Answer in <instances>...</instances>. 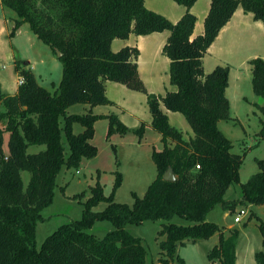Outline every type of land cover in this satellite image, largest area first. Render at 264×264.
Instances as JSON below:
<instances>
[{
    "label": "trees",
    "instance_id": "16d2710c",
    "mask_svg": "<svg viewBox=\"0 0 264 264\" xmlns=\"http://www.w3.org/2000/svg\"><path fill=\"white\" fill-rule=\"evenodd\" d=\"M174 1L185 7L176 22L147 8L145 0H0L16 14L9 35L14 36L27 23L55 55L56 50L61 52L58 59L62 65L61 80L50 91L38 83L28 61L15 58L14 70L21 82L13 95L0 92V120L6 123L0 127V264H148L141 239L126 229L147 219L165 221L158 231L164 236L159 241L158 264H190L178 248L214 234L218 241L208 251V258L236 264L239 229L231 228L225 236L221 226L207 220L217 204L231 211L237 204L224 195L231 183L239 182L244 155L232 151V141L218 125L221 120L233 119L226 95L230 67L217 64L205 72L203 57L238 6L264 25V0H211L204 31L194 37L196 16L191 7L197 0ZM164 30L170 33L162 53L170 59V84L176 89L155 94L147 90L139 75V49L125 45L113 51L111 43L130 34ZM249 63L253 92L264 100V59L257 56ZM106 81L146 95L150 126L163 143L161 150L152 151L156 177L143 196L133 192L132 205L115 201L122 182L119 171L109 195L97 181L83 202L81 217L60 225L37 248L36 226L45 219L41 210L53 200L58 174L64 167L77 169L83 159L97 153L90 141L95 121L108 119V136L130 129L139 136L144 132V122L129 128L115 113H67L76 103L91 107L111 104ZM163 107L182 114L193 135L184 138L181 130L170 124ZM258 108L263 117L257 135L264 139V102ZM74 123L81 124L83 130L74 133ZM31 145L44 148L29 153ZM257 163L259 170L241 183L240 198L264 205V159ZM168 167L175 180L163 178ZM22 171L30 174L26 186ZM101 202H106L105 207L93 210ZM174 216L188 223L171 221ZM97 221H109L113 229L98 238L90 232ZM259 228L264 245L263 222ZM254 259L256 264H264V250L255 251Z\"/></svg>",
    "mask_w": 264,
    "mask_h": 264
},
{
    "label": "rangeland",
    "instance_id": "374dc122",
    "mask_svg": "<svg viewBox=\"0 0 264 264\" xmlns=\"http://www.w3.org/2000/svg\"><path fill=\"white\" fill-rule=\"evenodd\" d=\"M201 2L199 1L196 6V10L199 12H202L203 9ZM165 6L172 8L170 1H165ZM15 17L16 14L13 11L3 7L0 3V27H4L0 29V90L11 92V89L20 83L21 77L14 70L15 58L30 62L38 83L50 91L53 90L61 80V62L53 52L51 53L50 47L38 39L29 29L27 23L24 24L20 33L17 30L15 35L11 37L9 34L13 25L12 19ZM253 24L247 23L251 31L249 36L256 37V40L247 43L245 46L242 45L240 48H235L231 55L227 52L218 55L222 59L221 61L230 62L234 66L229 89L231 96L229 99L230 115L233 119L221 120L218 125L220 130L232 141V151L244 156L239 170V182L231 183L224 195L225 199L232 200V202L237 201L236 207L233 211L224 210L220 204H217L207 215L208 221L215 222L223 228L225 236L229 235L231 228L239 229L236 251L240 256L244 254L245 249L248 251L252 249L255 251L264 250L263 235L259 228V223H264V205L243 202L240 198L242 195L241 183L246 182L253 173L259 170L257 162L259 159H264V139L257 135L261 125L260 119L263 117L258 105L263 104L264 100L253 92L249 69L250 59L242 63L244 58L254 53V48L257 51H264V34H261ZM148 56L147 53L143 55L144 67L151 63L148 61ZM213 61L214 56L209 58L208 55L206 57L205 69L208 72L213 69L210 66ZM143 74L145 77L144 72ZM236 78L239 80L236 81ZM108 91L111 97L127 105L131 103L139 105L138 98L134 97L133 94L143 95L140 91L129 89L121 83L114 82L110 83ZM86 106L85 103L70 105L67 108V113L83 114ZM140 106L142 108V105ZM106 107L104 106V111L107 109ZM2 109L3 106L0 104V111ZM126 119L128 125H131V117H126ZM172 122L176 128L181 130L183 136H187L186 130L190 131L189 125L181 114L173 116ZM108 123L107 118H100L96 120L94 125L92 143L97 149L96 155L83 159L77 169L64 167L58 174L53 200L41 210L45 219L38 222L36 226L35 244L37 248L60 225L81 217L83 202L91 195V186L95 185L97 181L102 185L103 193L109 195L115 181V172L119 171L122 175V182L115 191V201L132 205L134 201L133 192L140 197L143 196L148 185L156 177L157 169L152 159V151L162 148V144L154 138L155 135H159L158 132L151 130L148 133L149 130L146 129L142 134L143 136H139L130 129L125 133L114 132L108 136ZM5 124V120H0L1 128H4ZM82 130L81 124L75 123L73 125L74 133H79ZM5 134L6 145L8 133ZM43 148V145H31L28 147V152L34 153ZM4 149L6 150V146ZM67 153L68 147H66ZM21 175L24 186H26L30 174L27 171H22ZM63 186L64 192L61 191ZM105 205L106 202H101L93 210H101ZM239 210H244L245 214L241 213V221L235 222L234 217ZM171 221L178 224L188 223L179 216H174ZM162 222L165 221L147 219L139 225L129 224L126 226L127 231L141 239L146 249V262L148 264H158L159 241L164 238V236L158 235ZM112 229L111 222L97 221L90 232L96 237L102 238ZM217 241L218 234H214L209 239H202L196 243H186L185 246L178 248V253L190 264H221L219 261L211 263L212 261L207 256L208 251ZM252 258L249 257V260ZM248 264H252L251 261Z\"/></svg>",
    "mask_w": 264,
    "mask_h": 264
},
{
    "label": "crops",
    "instance_id": "0c3cea01",
    "mask_svg": "<svg viewBox=\"0 0 264 264\" xmlns=\"http://www.w3.org/2000/svg\"><path fill=\"white\" fill-rule=\"evenodd\" d=\"M165 1H170L172 8L166 7ZM199 1H202L201 2L202 6H203V9L201 10L202 12H199L196 10V6L199 3ZM210 2H211V0H197L193 4V6L191 7V12L194 13L196 16V23H195V27H194L192 37L203 33V31H204V18L207 15L208 10L210 8ZM176 3L177 2H175L174 0H145V6L147 8L166 16L172 22H176L182 16V14L185 12V7L183 5H180L178 3L176 4ZM178 5H180V6H178ZM248 22L254 23L253 26L258 28V30L261 32V34H264V25L262 24V22L258 21V20H254L252 13L245 12L241 6H238L236 8V10L234 11L230 20L221 28V30L218 33V36L215 38V40L209 46L206 54L203 57L204 69H205L206 57L208 55H209V58L214 56V61H213V63L211 62V64H210L211 68L212 67L214 68L217 64H220V63L222 65H225V64L229 65V67H230L229 86L226 89V95H227L228 99L231 98V96L229 94V89H230L231 83H232V80H231L232 77L231 76H232V71H233L234 66L230 62L225 63L224 61H221L222 59H220L218 55L221 54L222 52H227L228 54L231 55L235 48H240L242 45L245 46L247 43H250L251 41H254L257 39L254 36H249L251 31L247 25ZM23 26H24V24L21 25V27L18 29L19 33L21 32V29ZM2 28H4V27H0V29H2ZM169 33L170 32L168 30H164L162 32H153V33L146 34V35L130 34L127 39L116 38L111 43V48L113 51H116L125 45L136 46L139 49L140 53H139V56L137 58L139 75H140L142 81L144 82V85L146 86L147 90L149 92H152L155 94H165L166 91H168V90H175L176 89V87L174 85L170 84V76H169L170 59L162 53L163 45L166 42V39H167ZM50 51L52 53L51 48H50ZM146 53L149 55L148 61H150L151 63H149V66L146 65L144 67L143 66V55ZM257 56L262 57L264 59V51H260V50L257 51L256 48H254V53L249 55L248 57L244 58V60L242 59L243 60L242 63L248 61L251 58L257 57ZM52 57H54V56H52ZM217 62H220V63H217ZM29 64H30V62H29ZM250 67L251 66L249 65V69H250ZM30 68L32 69L31 65H30ZM143 72L145 73V77H144ZM205 72H208V70L205 69ZM238 80H239V78H236V81H238ZM113 82L114 81H106V95L109 98V100H111L112 103L111 104H105V105H96L93 107H91L87 104V106L85 107V113L89 112V111H91L93 114H103V115L115 113V114H117L119 119L125 125H127L129 127L131 126L132 128H136V127L140 126V124L142 122H144L145 123L144 131L147 129V130H149L148 131V133H149L151 130H153L150 126L151 114H150V111L148 108L146 95L144 93H143V95L133 94L134 97L138 98V100L140 102L139 105H136L134 103H131L130 105L121 103L118 100L111 97L109 94L108 87H109L110 83H113ZM114 83H118V82H114ZM16 85L17 86H14V88L11 89V92H6V91L4 92L2 90H0V91H1V93L13 95L17 91L18 84H16ZM155 88H158V89H155ZM140 105H142V108ZM104 106H107L106 107L107 109H105V111H104ZM163 110L167 113V115L169 117L170 124L173 125L172 117L175 115H179L180 113L169 111L164 107H163ZM126 117H131V125H128L129 123H128ZM95 123H96V121H95ZM95 123H94V125H95ZM219 123H220V121H219ZM173 126L176 127V125H173ZM189 129H190V131L186 130L187 136H184V138H186V139L193 135V132H192L190 126H189ZM153 131H155V130H153ZM154 138L162 144V148H163V143L161 141V135L160 134L158 136L155 135ZM90 141L92 143L93 138ZM4 146H6V145L4 144ZM161 149H159V150H161ZM227 200H229V199H227ZM248 206H249V204H248ZM236 249H237V247H236ZM259 250H261V249H259ZM254 253H255L254 249H252L251 251H248L247 249H245L244 254L240 256L238 254V252L236 251V264H248L249 261H251L252 264H256V261L254 259ZM249 257H253V258L251 260H249ZM217 261H219V260H215L214 262H217ZM214 262L212 261L211 263H214Z\"/></svg>",
    "mask_w": 264,
    "mask_h": 264
},
{
    "label": "water",
    "instance_id": "95a60500",
    "mask_svg": "<svg viewBox=\"0 0 264 264\" xmlns=\"http://www.w3.org/2000/svg\"><path fill=\"white\" fill-rule=\"evenodd\" d=\"M56 52H57V57L61 56V52L59 50H56ZM163 178L169 181L175 180V175L170 167H168L164 172Z\"/></svg>",
    "mask_w": 264,
    "mask_h": 264
},
{
    "label": "built area",
    "instance_id": "2783aa9c",
    "mask_svg": "<svg viewBox=\"0 0 264 264\" xmlns=\"http://www.w3.org/2000/svg\"><path fill=\"white\" fill-rule=\"evenodd\" d=\"M20 82H21V80H20ZM196 168H199V165H196ZM241 213H244L245 214V211L244 210H239L237 212V215L234 217V221L235 222L241 221V215H240Z\"/></svg>",
    "mask_w": 264,
    "mask_h": 264
}]
</instances>
